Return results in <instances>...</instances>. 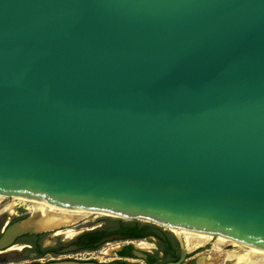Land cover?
Returning a JSON list of instances; mask_svg holds the SVG:
<instances>
[{"label": "water", "instance_id": "95a60500", "mask_svg": "<svg viewBox=\"0 0 264 264\" xmlns=\"http://www.w3.org/2000/svg\"><path fill=\"white\" fill-rule=\"evenodd\" d=\"M0 195L264 251V0H0Z\"/></svg>", "mask_w": 264, "mask_h": 264}, {"label": "flooded vegetation", "instance_id": "af4514ba", "mask_svg": "<svg viewBox=\"0 0 264 264\" xmlns=\"http://www.w3.org/2000/svg\"><path fill=\"white\" fill-rule=\"evenodd\" d=\"M13 198L19 202L18 197L0 195V239L15 224L23 226V232L0 248V264H223L214 252L230 246L221 244L219 238L192 244L185 231L173 234L93 214L77 215L76 220L55 226L40 207L31 209L12 202ZM260 253L252 251L257 264H262ZM235 259L240 264L242 259Z\"/></svg>", "mask_w": 264, "mask_h": 264}, {"label": "bare ground", "instance_id": "6f19581e", "mask_svg": "<svg viewBox=\"0 0 264 264\" xmlns=\"http://www.w3.org/2000/svg\"><path fill=\"white\" fill-rule=\"evenodd\" d=\"M18 199H19V202L22 204L28 203L30 205L31 209H37V207H40L42 209V212L45 215V217L47 219H49L55 226L62 225V224L67 223L68 221H71V220H76L77 215H84V217H90L92 215L91 213H89L87 211L71 210V209L69 210V209H60V208L48 207V206L43 205L41 203L29 201V200L23 199L21 197H18ZM52 223H50V224H52ZM187 234L190 236L192 244L205 243V242L209 241V239H211V237H209V236H204V235H200L197 233L187 232ZM219 240H220L221 244L230 243L229 241H227L225 239L219 238ZM227 245H229V244H227ZM233 245H234V247H241V248H244L245 250L247 248L250 250L251 249L256 250V248L242 246V245H239L237 243H234ZM145 246L146 245L143 244V247H145ZM262 252L260 253V255L262 256V264H264V251H262ZM251 257H252L251 260L249 259V261H247V264H257V263H255L256 262V254H252ZM241 259H242V257H240V260ZM240 264H244V263L240 262Z\"/></svg>", "mask_w": 264, "mask_h": 264}, {"label": "rangeland", "instance_id": "374dc122", "mask_svg": "<svg viewBox=\"0 0 264 264\" xmlns=\"http://www.w3.org/2000/svg\"><path fill=\"white\" fill-rule=\"evenodd\" d=\"M12 202L14 203H18L19 205H24V206H27V207H30V205L28 203H20L18 202V200L16 199H11ZM84 216V215H83ZM191 238H189L188 240L190 241ZM216 241H217V238H216ZM230 246H225L223 247L220 252L219 251H215L214 252V255L216 257V260L219 261V262H222L223 264H236L237 263V259H235L237 256L239 257H242V260L241 262L244 263L245 261H249V259L251 260V255H252V251L254 249H244V248H241V247H234V243L230 242L228 243ZM115 245V244H113ZM107 247V246H105ZM212 249H213V246H211ZM218 248V246L216 245L215 249ZM258 252H262L261 250H258L256 249ZM263 253V252H262ZM231 257H230V256ZM250 256V257H249ZM249 257V258H248ZM246 258V259H245ZM248 258V259H247ZM231 259V260H230Z\"/></svg>", "mask_w": 264, "mask_h": 264}]
</instances>
